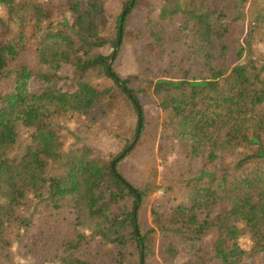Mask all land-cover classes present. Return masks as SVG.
<instances>
[{"label": "trees", "instance_id": "obj_1", "mask_svg": "<svg viewBox=\"0 0 264 264\" xmlns=\"http://www.w3.org/2000/svg\"><path fill=\"white\" fill-rule=\"evenodd\" d=\"M14 246L264 264V0H0V264Z\"/></svg>", "mask_w": 264, "mask_h": 264}, {"label": "rangeland", "instance_id": "obj_2", "mask_svg": "<svg viewBox=\"0 0 264 264\" xmlns=\"http://www.w3.org/2000/svg\"><path fill=\"white\" fill-rule=\"evenodd\" d=\"M9 2L6 1L4 2L3 6H2V10H7V8L9 7ZM138 26L135 22H131V23H128L125 27V36L126 37H130L132 34H134L137 30ZM110 52L109 49H107V53ZM130 63V60L125 56V65H128ZM79 74V77L81 78H84V79H96L98 78L99 74L94 71V70H90V69H81L79 70L78 72ZM120 123V118L118 115H112L111 117H109L107 119V124L108 125H118ZM169 132L172 136H176L177 133H178V127L176 125H172L169 127ZM110 144V143H109ZM105 145V143L103 144ZM172 161V162H178V157H170L168 158L167 161H160L159 164H158V170L161 171L163 168H165L169 162ZM13 251H14V255H15V258L20 261L21 263H30V260L28 259H24L21 255H20V252L17 250L16 246L13 247Z\"/></svg>", "mask_w": 264, "mask_h": 264}, {"label": "water", "instance_id": "obj_3", "mask_svg": "<svg viewBox=\"0 0 264 264\" xmlns=\"http://www.w3.org/2000/svg\"><path fill=\"white\" fill-rule=\"evenodd\" d=\"M129 147H130V146H129ZM129 147H128V148H129Z\"/></svg>", "mask_w": 264, "mask_h": 264}]
</instances>
